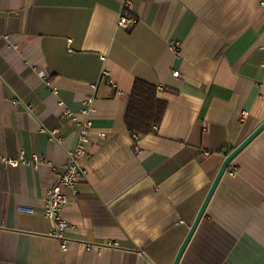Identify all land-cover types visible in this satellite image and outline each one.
<instances>
[{
    "label": "crops",
    "instance_id": "1",
    "mask_svg": "<svg viewBox=\"0 0 264 264\" xmlns=\"http://www.w3.org/2000/svg\"><path fill=\"white\" fill-rule=\"evenodd\" d=\"M120 2L0 0V264H173L225 157L264 122V0H134L130 31L116 28ZM135 80L166 103L140 138L124 124ZM87 99L62 253L42 200L75 143L63 112ZM20 152L41 161L3 163ZM179 264H264V130L228 165Z\"/></svg>",
    "mask_w": 264,
    "mask_h": 264
},
{
    "label": "built area",
    "instance_id": "2",
    "mask_svg": "<svg viewBox=\"0 0 264 264\" xmlns=\"http://www.w3.org/2000/svg\"><path fill=\"white\" fill-rule=\"evenodd\" d=\"M134 0H121L120 12L116 22V28L123 31H130L136 24L137 19L132 16ZM264 7V2L260 4ZM264 68V61L262 63ZM102 76H108L107 72H102ZM172 77L178 78L179 73L177 71L172 72ZM48 89L52 94L57 93V88L47 83ZM17 103V102H14ZM84 104L86 108L81 110L78 114L72 113L70 110L65 109L63 116L74 126L75 143L72 147L65 151L66 165L64 172L57 176L54 180L53 186L47 191L45 197L42 200V211L41 215L50 223L49 237L56 240L59 244L62 253H65L69 242L64 238V234L70 229L68 223L62 218V212L70 203L68 199L62 193L63 189H68L73 196H76L77 185L84 177V171L79 165V159L84 157L86 154V147L89 144V136L91 131L90 116L93 112L91 107V100L87 99ZM30 111V107H26ZM50 142L61 145V138L56 137L57 130L53 129L45 131ZM103 138V134L98 135ZM207 156V154H204ZM41 159L37 156H33L31 161H26L23 157V153L20 152L17 159L4 160L3 163L16 167L22 165H35L40 162ZM20 212L34 214L35 212L31 209L19 208Z\"/></svg>",
    "mask_w": 264,
    "mask_h": 264
},
{
    "label": "trees",
    "instance_id": "3",
    "mask_svg": "<svg viewBox=\"0 0 264 264\" xmlns=\"http://www.w3.org/2000/svg\"><path fill=\"white\" fill-rule=\"evenodd\" d=\"M165 108L166 103L157 98L155 86L135 80L124 117L126 130L134 138L155 133Z\"/></svg>",
    "mask_w": 264,
    "mask_h": 264
},
{
    "label": "water",
    "instance_id": "4",
    "mask_svg": "<svg viewBox=\"0 0 264 264\" xmlns=\"http://www.w3.org/2000/svg\"><path fill=\"white\" fill-rule=\"evenodd\" d=\"M264 130V122L261 123L240 145H238L236 148H234L224 159L210 189L209 192L205 198V200L202 203V206L192 224V226L189 229V232L187 234V236L185 237L174 261L173 264H179L181 257L188 245V243L190 242L192 235L194 233V231L196 230V227L202 217V215L204 214V211L220 181V179L222 178L223 174L225 173L228 165L235 159V157L240 154V152H242L262 131Z\"/></svg>",
    "mask_w": 264,
    "mask_h": 264
}]
</instances>
